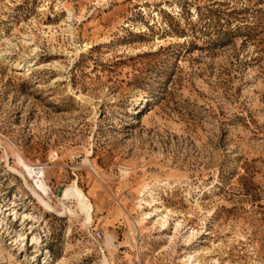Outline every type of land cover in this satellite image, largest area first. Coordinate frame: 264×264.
Here are the masks:
<instances>
[{"label": "rangeland", "instance_id": "1", "mask_svg": "<svg viewBox=\"0 0 264 264\" xmlns=\"http://www.w3.org/2000/svg\"><path fill=\"white\" fill-rule=\"evenodd\" d=\"M0 264H264V0H0Z\"/></svg>", "mask_w": 264, "mask_h": 264}, {"label": "bare ground", "instance_id": "2", "mask_svg": "<svg viewBox=\"0 0 264 264\" xmlns=\"http://www.w3.org/2000/svg\"><path fill=\"white\" fill-rule=\"evenodd\" d=\"M30 170V169H29ZM31 171V170H30ZM74 197L78 201L79 205L84 209L87 215V219L90 220L92 213V204L89 199L84 195V193L78 189V187H74Z\"/></svg>", "mask_w": 264, "mask_h": 264}, {"label": "built area", "instance_id": "3", "mask_svg": "<svg viewBox=\"0 0 264 264\" xmlns=\"http://www.w3.org/2000/svg\"><path fill=\"white\" fill-rule=\"evenodd\" d=\"M93 237H94V239L97 240V241H98V240H101V238H102V236H101V234H100L99 232L96 233V234H94Z\"/></svg>", "mask_w": 264, "mask_h": 264}]
</instances>
